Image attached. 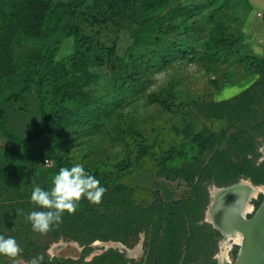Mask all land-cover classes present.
Wrapping results in <instances>:
<instances>
[{"label":"rangeland","instance_id":"374dc122","mask_svg":"<svg viewBox=\"0 0 264 264\" xmlns=\"http://www.w3.org/2000/svg\"><path fill=\"white\" fill-rule=\"evenodd\" d=\"M100 7L93 0L70 6L73 14L64 23L81 26L103 45H114L117 57L103 66L92 63L83 69L71 68L63 78L80 97L60 111L53 120L54 130L36 142L48 155L43 166L58 160L70 167L80 163L85 170L96 171L101 183L116 179L131 186L135 204L146 206L158 193L166 208L187 197L189 187L182 178L159 176L165 151L179 147L192 132L201 133L211 148L198 159L180 162L182 166L190 162L200 172L213 149L224 148L231 136L258 133L264 92L255 90L254 97L237 108L225 104L264 80V0H168L154 11L139 4L106 14ZM71 45L65 39L57 57L68 55ZM19 105L0 103L9 115L8 131H30L41 125L34 100L30 99L24 113ZM256 139L260 142L257 163L264 162V137ZM0 145H8L1 133ZM240 181L259 188L245 216L254 214L264 200V185L244 177L223 186L211 180L205 222L210 191ZM102 203L93 204L101 210ZM184 229L182 222V240ZM218 233L213 259L220 264L224 254L228 264H234L239 246L232 240L225 244V237ZM106 235L107 240L88 242L60 232L34 231L19 244L26 256L0 254V264H33V260L37 264H119L105 256L110 250L121 253L126 264H142L143 234L121 239ZM136 246L138 251H134ZM125 250L133 252L127 255Z\"/></svg>","mask_w":264,"mask_h":264},{"label":"trees","instance_id":"16d2710c","mask_svg":"<svg viewBox=\"0 0 264 264\" xmlns=\"http://www.w3.org/2000/svg\"><path fill=\"white\" fill-rule=\"evenodd\" d=\"M86 1L89 0H0V103L20 104L18 109L24 113L32 99L41 116V125L35 129L23 132L25 128H19L10 132L6 129L9 115L0 107V133L8 141L7 146L0 145V236L13 238L22 256L27 254L19 244L28 241L34 233L32 221L28 218L30 214L33 211H55L33 202V189L41 187L51 191L53 177L59 169L62 166L70 168L59 160L55 165L44 167L43 161L48 155L46 149L36 143L42 135L54 130L53 120L60 111L72 106L80 97V92L71 88L63 78L71 68L83 69L92 63L103 66L106 61L117 57L114 45H103L86 34L81 26L64 23L73 14L70 6ZM93 1L100 4L105 14L132 9L139 4L154 11L155 6L161 7L168 2ZM177 9H181L179 3ZM65 39L72 42L71 52L58 58ZM127 55L125 53L124 58ZM255 90L264 92V80L253 83L225 107H239L254 97ZM256 127L258 133L255 137L249 133H237L227 140L224 148H214L200 172L190 162L186 166L180 162L198 159L211 148L201 133L192 132L179 147L165 151L160 157L162 169L159 176L169 180L182 178L189 187L187 197L166 208L158 193L146 206L135 204L131 186L109 179L99 185L105 189L100 198L103 202L101 210L82 195L74 202L75 211H64L59 221L49 224L47 231L88 242L94 238L107 240L106 234H113V239L143 234L142 264H216L213 255L220 235L204 221L207 187L211 180L223 186L241 177L264 185V162L257 163L260 142L257 143L256 139L264 137V109ZM86 172L97 179L96 171ZM181 217L185 228L183 240ZM106 255L115 263L127 262L117 251L110 250Z\"/></svg>","mask_w":264,"mask_h":264},{"label":"clouds","instance_id":"9594fccd","mask_svg":"<svg viewBox=\"0 0 264 264\" xmlns=\"http://www.w3.org/2000/svg\"><path fill=\"white\" fill-rule=\"evenodd\" d=\"M51 191H46L41 187H35L32 191L31 199L37 205L55 211H33L28 217L32 221L34 231L45 232L49 224L59 221L64 211H75V201L84 195L92 203H99L105 189L100 185L99 180L88 174L84 166L80 163L72 167H62L53 177ZM51 197V198H50ZM19 247L13 238L0 236V254L15 255ZM38 259H43L39 257ZM33 264H37L33 260Z\"/></svg>","mask_w":264,"mask_h":264},{"label":"water","instance_id":"95a60500","mask_svg":"<svg viewBox=\"0 0 264 264\" xmlns=\"http://www.w3.org/2000/svg\"><path fill=\"white\" fill-rule=\"evenodd\" d=\"M263 147L264 142L261 151ZM206 221L210 223L207 219ZM210 224L222 236L230 228L243 233L244 244L239 246L234 264H264V200L250 218L239 217L233 209L228 211L225 208L219 212L216 223ZM125 253L128 255L126 250Z\"/></svg>","mask_w":264,"mask_h":264},{"label":"bare ground","instance_id":"6f19581e","mask_svg":"<svg viewBox=\"0 0 264 264\" xmlns=\"http://www.w3.org/2000/svg\"><path fill=\"white\" fill-rule=\"evenodd\" d=\"M264 152V147L262 148ZM259 192V188L252 187L247 182L240 181L234 185L228 187L217 188L210 191V205L207 209V220L210 223H216L218 214L222 209H233L239 217L245 216L251 209L249 200L254 198ZM246 217V216H245ZM225 237V244H229L228 240H232L233 243L238 246H243L244 235L237 229H229L223 232V238ZM118 246V245H117ZM139 247L136 246L134 251H138ZM129 254L133 252L126 250ZM220 264H228L224 254L221 257Z\"/></svg>","mask_w":264,"mask_h":264}]
</instances>
